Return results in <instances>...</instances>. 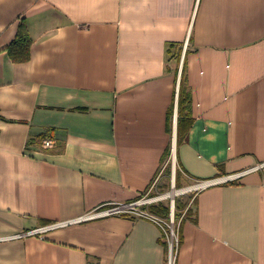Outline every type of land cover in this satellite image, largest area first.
Segmentation results:
<instances>
[{
    "label": "crops",
    "instance_id": "crops-1",
    "mask_svg": "<svg viewBox=\"0 0 264 264\" xmlns=\"http://www.w3.org/2000/svg\"><path fill=\"white\" fill-rule=\"evenodd\" d=\"M161 170L159 187L214 182L176 223L174 264H264V0H0V264H167L145 219L27 235L135 201Z\"/></svg>",
    "mask_w": 264,
    "mask_h": 264
},
{
    "label": "built area",
    "instance_id": "built-area-1",
    "mask_svg": "<svg viewBox=\"0 0 264 264\" xmlns=\"http://www.w3.org/2000/svg\"><path fill=\"white\" fill-rule=\"evenodd\" d=\"M50 145L51 144L49 141L45 143V146L47 147H49ZM162 170L159 172V174L154 179V181L152 182L150 187L147 189V191L135 201L128 202V203L106 204V205L100 206L86 213L85 215L75 220H72L69 222L55 223V224H51L45 227H41V228L27 232V235H41L50 230L64 227L72 223H82V222H87V221H92V220L107 218V217H128L134 220L145 219V220H149L155 223L162 230L164 239L167 243V248H168L167 264H174L175 255H176L177 247L179 243L177 229L175 230L174 228V224H175V217H174L175 199L174 197L178 195H183L186 193H192L193 194L192 199L189 201V204H188L189 205L188 207L190 208L193 204L196 192L200 190L202 187L213 184L214 182L207 183V184L198 182L195 185V187H193L192 189L189 188V189H184V190H175L173 180H171L172 193L177 192L176 195L172 196L171 195L172 193L165 194V193L158 192L159 180H160V175L162 173ZM241 175L242 174L230 176L222 180V182L226 183L232 180H236ZM156 192L158 193L156 194ZM168 198L171 199L169 200L168 217L159 216L157 214L152 213L149 210L150 206L161 204L165 200H168ZM187 209L188 208L184 210V213L186 212ZM21 236L22 235H17L15 237H21Z\"/></svg>",
    "mask_w": 264,
    "mask_h": 264
},
{
    "label": "trees",
    "instance_id": "trees-1",
    "mask_svg": "<svg viewBox=\"0 0 264 264\" xmlns=\"http://www.w3.org/2000/svg\"><path fill=\"white\" fill-rule=\"evenodd\" d=\"M30 48H31V39L28 35V31L26 28L25 23L21 22L18 26V32L16 38L12 41L10 46L7 49L8 55L11 60L15 63H23L27 62L30 59ZM172 58L175 59L176 62L180 61V53H176L172 55ZM184 64L182 66L181 71V78L179 83V92H178V107H177V143L180 142V139L184 134L187 133L191 126V114H190V107H191V95L187 87V81L184 74ZM51 137L50 132H46L38 136L39 140H44ZM30 143V142H29ZM178 172L175 174V181L178 182ZM178 185V184H177ZM176 185V187H177ZM187 203H180L177 199L175 200V212L174 217L177 221H182L183 218L189 214L190 208L186 210ZM149 210L157 214L159 216L168 217L169 215V207L158 204L149 207ZM184 213V215H183ZM181 216H183L181 218Z\"/></svg>",
    "mask_w": 264,
    "mask_h": 264
},
{
    "label": "rangeland",
    "instance_id": "rangeland-1",
    "mask_svg": "<svg viewBox=\"0 0 264 264\" xmlns=\"http://www.w3.org/2000/svg\"><path fill=\"white\" fill-rule=\"evenodd\" d=\"M173 149V148H172ZM172 149H171V151H170V153H172L173 151H172ZM174 153V152H173ZM166 182V181H165ZM167 185V182L166 183H163V185ZM163 185H161L160 187L158 186V192L159 193H169V194H171L172 193V186H171V184H169L168 183V185L166 186H163ZM163 186V187H162ZM181 188H175V190H180ZM158 192H156V194L158 193ZM192 196H193V194L192 193H186V194H183V195H178V196H176V197H174V199L176 200L178 197H182V198H184L185 199V202L187 203L186 205V208H189L188 206V204H189V201L192 199ZM169 200H171V199H169L168 198V200H165L163 203H161L162 205H165V206H169ZM177 221L175 220V224H174V228H175V230L177 229Z\"/></svg>",
    "mask_w": 264,
    "mask_h": 264
},
{
    "label": "bare ground",
    "instance_id": "bare-ground-1",
    "mask_svg": "<svg viewBox=\"0 0 264 264\" xmlns=\"http://www.w3.org/2000/svg\"><path fill=\"white\" fill-rule=\"evenodd\" d=\"M226 183H227V182H226ZM229 183H230V182H229ZM176 194H177V192H173L171 195L174 196V195H176Z\"/></svg>",
    "mask_w": 264,
    "mask_h": 264
}]
</instances>
